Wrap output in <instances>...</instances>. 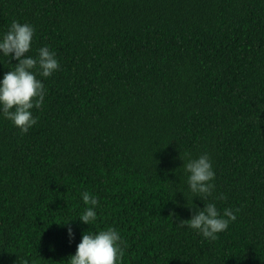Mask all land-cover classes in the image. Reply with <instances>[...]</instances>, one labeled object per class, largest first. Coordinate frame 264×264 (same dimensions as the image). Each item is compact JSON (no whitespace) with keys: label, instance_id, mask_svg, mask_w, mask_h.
<instances>
[{"label":"trees","instance_id":"obj_1","mask_svg":"<svg viewBox=\"0 0 264 264\" xmlns=\"http://www.w3.org/2000/svg\"><path fill=\"white\" fill-rule=\"evenodd\" d=\"M13 19L60 67L26 133L0 117V264H66L109 225L120 264H264V0H0V30ZM202 152L235 211L215 239L177 224L203 207L181 160Z\"/></svg>","mask_w":264,"mask_h":264},{"label":"clouds","instance_id":"obj_2","mask_svg":"<svg viewBox=\"0 0 264 264\" xmlns=\"http://www.w3.org/2000/svg\"><path fill=\"white\" fill-rule=\"evenodd\" d=\"M34 32L31 23L15 19L5 30H0V59L7 58L8 63L15 61L10 63L8 71L0 74V117L7 119L21 134L37 121L33 108L40 109L44 103L46 89L41 78L51 76L60 67L56 52L48 44L35 48V55L27 54L32 48ZM181 160L186 191L191 201L196 197L203 202V207L186 203L190 211L192 208L195 211L189 218L179 219L177 224L196 230L204 238L215 239L228 227L229 221L235 219V211L229 207L221 211L216 206L215 201L224 200L226 196L224 193L212 195L215 171L207 152L195 156L185 153ZM180 192L185 197L184 192ZM79 196L84 207L77 218L81 223L91 225L97 220L98 197L87 189L80 191ZM173 214L170 211V216ZM72 220L58 223L65 227L69 243L74 236L69 223ZM126 246V241L114 226L95 231L87 229L82 231L75 252L65 261L66 264H120ZM21 264H30V261L22 259Z\"/></svg>","mask_w":264,"mask_h":264}]
</instances>
